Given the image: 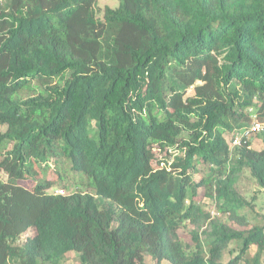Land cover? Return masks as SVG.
<instances>
[{
	"label": "trees",
	"instance_id": "trees-1",
	"mask_svg": "<svg viewBox=\"0 0 264 264\" xmlns=\"http://www.w3.org/2000/svg\"><path fill=\"white\" fill-rule=\"evenodd\" d=\"M100 11L0 0V264H264V0Z\"/></svg>",
	"mask_w": 264,
	"mask_h": 264
},
{
	"label": "rangeland",
	"instance_id": "rangeland-1",
	"mask_svg": "<svg viewBox=\"0 0 264 264\" xmlns=\"http://www.w3.org/2000/svg\"><path fill=\"white\" fill-rule=\"evenodd\" d=\"M120 5V0H98V6L100 7V14L99 17H102V13L104 8L109 7L111 9H116ZM0 131L5 132L6 127L0 125ZM252 145L255 149L261 150L264 148V142L262 137H255L253 134L250 138ZM175 158V156L172 157V159ZM191 175L193 173L191 172ZM195 175V174H194ZM193 175V176H194ZM247 177H244L243 182L241 184L242 189V196L249 202L248 211L251 212V218H257L262 219L264 217V191L259 190L258 186L255 182H253L249 175H246ZM24 185L27 187H31L32 183L30 181L24 182ZM59 192V191H57ZM202 201L201 203L204 204L205 210L210 214L211 218L218 217L217 210L215 208V202L211 199L205 197V192L203 190H200V193L198 197L196 198V201ZM254 216V217H253ZM222 217V216H220ZM242 222V220L240 221ZM240 222L237 220L235 223L238 225V227H241L242 229L247 228L248 226L245 225L244 222L240 224ZM181 237L185 240L186 243L190 244L191 242V236H190V230H184L180 232ZM27 237V233L22 237L23 240ZM254 251V248L252 249ZM229 259V257H227ZM147 264H154L150 257H147L146 259ZM66 264H79L77 262V258L75 255L69 256V261Z\"/></svg>",
	"mask_w": 264,
	"mask_h": 264
},
{
	"label": "built area",
	"instance_id": "built-area-1",
	"mask_svg": "<svg viewBox=\"0 0 264 264\" xmlns=\"http://www.w3.org/2000/svg\"><path fill=\"white\" fill-rule=\"evenodd\" d=\"M252 134H264V124L255 121L251 126V130H246L244 135L250 136Z\"/></svg>",
	"mask_w": 264,
	"mask_h": 264
}]
</instances>
